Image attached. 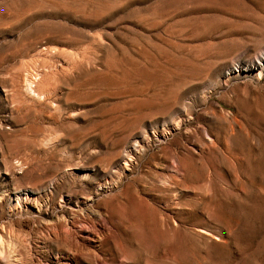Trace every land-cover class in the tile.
I'll return each mask as SVG.
<instances>
[{
  "label": "rangeland",
  "instance_id": "374dc122",
  "mask_svg": "<svg viewBox=\"0 0 264 264\" xmlns=\"http://www.w3.org/2000/svg\"><path fill=\"white\" fill-rule=\"evenodd\" d=\"M0 251L264 264V0H0Z\"/></svg>",
  "mask_w": 264,
  "mask_h": 264
},
{
  "label": "bare ground",
  "instance_id": "6f19581e",
  "mask_svg": "<svg viewBox=\"0 0 264 264\" xmlns=\"http://www.w3.org/2000/svg\"><path fill=\"white\" fill-rule=\"evenodd\" d=\"M29 84V83H28ZM31 87V86H30ZM123 158V157H120V159ZM125 165V164H124ZM37 192V191H36ZM19 196L22 197L21 198V201H20V204L18 203L15 207H14V210L15 211H19L21 207H26L27 204L31 203V192L27 191V192H19ZM18 197V196H17ZM19 197V198H20ZM34 202V201H33ZM35 204V203H34ZM31 205V204H30ZM32 207V206H31ZM37 207V206H36ZM35 208V206H34ZM0 254H1V251H0ZM2 256V255H1Z\"/></svg>",
  "mask_w": 264,
  "mask_h": 264
}]
</instances>
